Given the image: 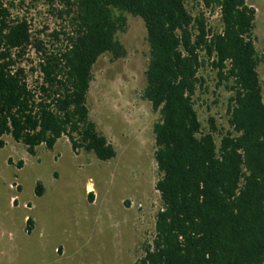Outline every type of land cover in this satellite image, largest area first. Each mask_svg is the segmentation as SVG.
Returning <instances> with one entry per match:
<instances>
[{"label":"trees","instance_id":"1","mask_svg":"<svg viewBox=\"0 0 264 264\" xmlns=\"http://www.w3.org/2000/svg\"><path fill=\"white\" fill-rule=\"evenodd\" d=\"M185 3L0 0V148L9 136L35 156L37 147L52 150L65 138L76 154L113 159V146L89 119L87 95L97 60L124 55L116 38L125 31L124 14L138 17L149 47L143 99L159 115L152 129L161 203L140 264H264V98L257 72L264 49L259 56L254 45L255 11L245 0H202L219 14L221 29L214 31ZM39 4L68 25L48 36L58 49L48 48L40 39L46 28L36 31L29 18ZM205 68L231 92L230 131L218 146L214 120L203 133L194 109ZM42 192L37 183L35 195Z\"/></svg>","mask_w":264,"mask_h":264},{"label":"rangeland","instance_id":"2","mask_svg":"<svg viewBox=\"0 0 264 264\" xmlns=\"http://www.w3.org/2000/svg\"><path fill=\"white\" fill-rule=\"evenodd\" d=\"M255 11L254 45L264 49V0H245ZM192 16L203 13L208 25L220 31L218 12L204 9L202 0H186ZM125 31L116 38L124 55L106 53L92 68L87 95L89 119L113 146L115 157L99 161L93 153H74L65 138L52 150L26 148L4 136L0 148V264H140L154 238L156 214L161 208L155 184L153 124L158 113L143 99L144 72L149 47L143 21L124 14ZM29 18L40 39L58 49L52 32L68 30L56 15L39 4ZM52 45V46H51ZM34 64L37 58L29 54ZM264 98V62L259 64ZM204 84L195 95L194 109L203 133H213L218 146L227 131L231 92L219 84L210 68L199 72ZM22 162V168H18ZM39 183L42 196L35 195ZM93 187V202L86 186ZM26 206V207H24ZM140 206V207H139ZM26 218L31 220L27 225Z\"/></svg>","mask_w":264,"mask_h":264},{"label":"crops","instance_id":"3","mask_svg":"<svg viewBox=\"0 0 264 264\" xmlns=\"http://www.w3.org/2000/svg\"><path fill=\"white\" fill-rule=\"evenodd\" d=\"M93 187H92V185L91 184H88L87 186H86V193H89V192H91V193H89L90 195H89V197L92 199V202H93Z\"/></svg>","mask_w":264,"mask_h":264},{"label":"built area","instance_id":"4","mask_svg":"<svg viewBox=\"0 0 264 264\" xmlns=\"http://www.w3.org/2000/svg\"><path fill=\"white\" fill-rule=\"evenodd\" d=\"M24 207H26V206H24ZM140 207V206H139ZM26 220H27V218H26Z\"/></svg>","mask_w":264,"mask_h":264}]
</instances>
